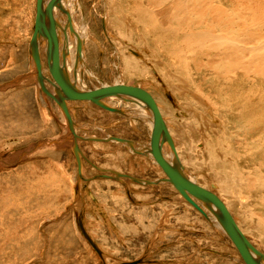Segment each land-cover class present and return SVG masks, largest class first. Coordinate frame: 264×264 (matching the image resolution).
I'll list each match as a JSON object with an SVG mask.
<instances>
[{
    "label": "rangeland",
    "instance_id": "obj_1",
    "mask_svg": "<svg viewBox=\"0 0 264 264\" xmlns=\"http://www.w3.org/2000/svg\"><path fill=\"white\" fill-rule=\"evenodd\" d=\"M257 1L250 0L251 6L248 2L244 4L253 12ZM36 2L0 0V264H245L233 242L216 225L218 220L210 209H206V218L166 180L165 172L144 151L151 144L152 117L135 98L111 99L112 104L108 103L118 107V112L88 101L68 102L73 124L82 136L77 140L78 162L68 119L38 82L30 51ZM69 3L73 4L78 29L72 31L69 27L71 45L67 33L64 41L60 37L64 43L61 51L67 57L71 74L78 76V86L93 89L123 83L149 91L173 132L178 153L175 156H179L186 175L225 200L245 234L264 253V219L260 218L264 217L260 205L263 195L261 189L257 190L261 183L252 192L245 190L242 196L238 183L239 195L234 197L231 182L215 179L214 172L220 170L214 168L216 164L212 166L207 147L217 144L221 156L229 146L239 151L240 156L246 148L249 158L245 155L237 160L245 164L252 157L251 165L245 167L250 172L263 160L257 152L259 142L245 141L239 134L231 120L239 123L240 117L228 115L227 109L216 110L219 102L206 87L210 79H201L193 71L188 51L186 66L181 67L179 60H173L174 50L169 47L176 41L177 32H184L183 26L179 25L176 37L168 41L166 32L173 26L172 21V25L168 24L158 16L154 20L156 28L148 23L143 28L146 25L138 19L134 5H142V0H69ZM154 6L149 4L148 10L159 9ZM61 7L55 10L68 20V12H63L67 10L64 0ZM246 9L243 8L245 16L241 21L248 25L247 32L264 35L261 27L264 19L254 22ZM196 15H193L196 21L187 25L188 32L194 31L196 22L203 17L207 20L211 13ZM62 24L63 19L55 20L57 29ZM135 51L140 55L135 56ZM42 54L44 74L53 80L46 52ZM132 59L141 69L132 70L129 75L127 66ZM252 59L245 60L252 64ZM166 65L171 66V72H166ZM173 72L183 77L181 83L185 85L176 81L180 86L176 89L184 93L174 90ZM210 72V68L204 71L208 76ZM252 72L253 68H249L248 76L253 77ZM252 83L245 89L253 90ZM195 84H201L203 90L198 93ZM47 85L54 89L51 83ZM184 95L197 102H189ZM205 96H211L212 100L206 97L201 102ZM234 102L229 107H235ZM192 119L198 120V124L192 123ZM110 136L129 141L110 140ZM165 144L174 153L167 141ZM231 165L228 170L232 171ZM136 178L158 182L146 184ZM250 213L259 215L253 217Z\"/></svg>",
    "mask_w": 264,
    "mask_h": 264
},
{
    "label": "bare ground",
    "instance_id": "obj_2",
    "mask_svg": "<svg viewBox=\"0 0 264 264\" xmlns=\"http://www.w3.org/2000/svg\"><path fill=\"white\" fill-rule=\"evenodd\" d=\"M48 1L49 0H45V5L48 3ZM60 1L62 2V0H60ZM246 2H248V4L251 6L250 0H142V5H139L137 3H135L134 5H137L136 7H137L138 11H137V13L136 12L135 13L138 15V19L141 21L143 26H145L148 23V26L150 25L149 27L156 28V24H154V22H155L154 20L157 19L158 16L163 17L165 21L169 22L168 24H171L170 21H172L173 26L168 28L167 32H166L168 41H170L171 38L176 37L177 27L179 25L183 26L184 32H182V30H181V33L177 32L176 41L172 40L173 42L172 41H171L172 43L170 42L171 47L167 46L170 48V50L171 49L174 50V51H171L173 58H174L173 60H179L182 63L181 64V67H182L185 62L188 63L187 58L192 57V58H190V60L192 62L191 68L193 69V71L198 72L201 79L202 78L210 79L208 81L209 84H207L206 87L209 90V93L213 94L212 96L215 97L214 99L219 102V104H218L219 108L216 109L217 108L216 107L215 109L218 112L223 111V110H221L222 108L224 110L227 109L228 115L235 116L236 118L240 117V120L238 121L239 123H233L235 121H232V120H231V122L234 125V127L237 129L239 134H241L242 137L246 139L245 141H248V139L252 142L254 140H258V142H259L258 147L260 148V150L257 152H259L258 156H260L263 160H259L257 162V168H255V170H251L250 172H247V170L249 168L246 169L245 167H249L251 165L250 161H251L252 157H250V160L249 159L246 160L245 164L244 163L241 164L240 159L237 160V158H241L242 156H245V155H246V157L249 158V155H248L249 153H248L246 148L242 149V153L244 155L242 154L240 156V154H237V152H239V151L232 150V147L229 146L230 149L228 151H226L225 155L224 156L222 155L223 156L222 157L219 154L218 150H216L217 144H215L214 146L209 144V146H207V147L209 148L208 149L209 157H212V161H213L212 166L216 164L214 166V168L216 170L217 169L220 170V171L214 172L215 173V179L218 181L227 180L228 182H231L232 186H233L231 192L234 195V197H237V198L239 195V193H238L239 184H240V188H241V190H239V192H240V196H242V193L245 190H246V192H248V191L252 192L253 190H251V189L255 188V186H257L259 183H261L262 186L259 187L257 190L261 189V195H263V197L260 198V200L262 199L260 202V205L264 208V194H263V192H264V100H263V98H264V35H262V33H258V32L248 33L246 30V27H248V25L245 26L241 21L243 19V17L245 16L243 8L244 9L247 8L246 10L249 13H251L254 22L257 23V22H260L261 19H264V0H258L257 1L258 6L252 7L253 12L250 10L251 9L250 6L244 4ZM149 4L152 7H155L154 5H156L157 7H159V9L157 11H154V12H152V10L149 11L148 10ZM64 5H65V8L67 10L63 9L64 10L63 12H68V20H67L65 15H63L60 12H57L55 10V8L58 6L54 7L55 20L57 21V19H60V21L62 22V19H63V23H64L60 27H58V29L56 31L59 34V36L61 38H63L62 41H64V38L65 39L68 38V42H70V45H71L73 43H71L72 41H71V39H70L71 37L69 35L70 34V28H72V31H74L73 29H75V28L78 29V28L75 26V19H74L75 13L73 11V4L69 3V0H64ZM36 6H37V2H36ZM191 10L194 11V13L192 12L193 14L189 15ZM206 12L211 13L210 17H207V20L203 19V18H205V17H203L202 21H200V20L197 21L196 22V24H197L196 29L194 31L192 30L191 32H188L187 30H189L190 27H187V25L191 26V23L193 22V20L196 21L195 17L193 18V15H196V14L200 15V14H204ZM191 16H192V18H191ZM134 18H135V16H134ZM200 19H201V17H200ZM248 21H250V20H248ZM158 22H159V20H158ZM167 22H165V23H167ZM203 22L206 23L205 24L206 28H204V29H202V27H205V26H203ZM139 23H137L136 25H138ZM198 25H199V27H198ZM148 26L146 25L143 28H147ZM194 26H196V25H194ZM236 26H239V27L232 30ZM55 27H57V26H55ZM261 27H262V29H264V23ZM178 28H180V27H178ZM262 29H261V32L263 31ZM257 31H258V29H257ZM66 33H67V38H66ZM263 33H264V31H263ZM159 37H160V35H159ZM32 38H33V35H32ZM32 38H31V40H32ZM62 41H61V43H62ZM177 41H180V42H177ZM75 42H77V41H75ZM160 42H163V38H162V41H160ZM155 43L158 45V42H155ZM38 44L40 45L41 54L43 51L47 50V41L44 38H41L40 41L38 39ZM62 44L64 45V43H62ZM62 44H61V46H62ZM179 44H180V47L178 48ZM247 45H251V46H247ZM62 47H61V49H63ZM64 47H67V46L65 45ZM61 49H60V55H61V57H63ZM67 49H68V47H67ZM162 49H164V48H162ZM78 50H79V57H81L82 47L79 46ZM167 50H168V48H167ZM66 51L68 52V50H66ZM186 51H188L190 53L189 54L190 57H187L188 55L186 56ZM168 53H170V52H168ZM138 55H140V54L137 51H135V56H138ZM42 56H43V54H42ZM246 57H253L252 64L247 63V60H245ZM133 59H132V61H129V64L127 66V71H128L127 73L129 75H131L130 73H132V70H134V71L138 70L139 71L141 69V68H139V64L137 62H135V60H133ZM159 64H160V66L162 65V63H159ZM174 67H175V64H174ZM165 68H167L166 69L167 71L163 69L164 71H166L167 73L171 72V66L170 65H166ZM183 68H187V67H183ZM209 68L211 69V72L209 73V76H208V74H207L208 72L205 75L204 71L206 72V70H209ZM249 68H253V72H252L253 77L248 76L249 75L248 74ZM65 70L70 76L73 77V75L71 74V71L69 70L68 67ZM43 72L45 73V67L43 68ZM48 72H49V68H48ZM49 74H50V72H49ZM173 74H174L173 79L175 80V82L173 84V88H174V90L180 92L181 90L176 89V88H179L180 86L185 85V84L182 85V83H181V82H183L182 81L183 77H180L179 75H177V73H174V72H173ZM176 81H178L181 85L179 86L178 85L179 83L178 82L176 83ZM251 81H253V83H252V85H250V87H253V90L248 89V88L245 89V87L248 86ZM190 83L188 82L189 85H190ZM75 84L78 85V82L77 83L75 82ZM120 84H123V83H120ZM203 85H206V84H203ZM194 86L196 87L195 89L198 93L201 92L204 88L201 84H197V85L195 84ZM48 87L51 88L50 85ZM142 89H144V88H142ZM145 91H147V90H145ZM147 92H149V91H147ZM180 93H184V92L181 91ZM181 95H183V94H181ZM194 95L196 96V94H194ZM257 95L259 96L258 100H257ZM110 97L105 99L106 103H108V102L111 103V99H114V98H120L123 100L125 96L115 95V96H110ZM126 97H127V95H126ZM129 97H132V96H129ZM185 97H187L188 101L191 103H192V101L196 100V99L190 100L191 98L189 96H185ZM206 97L207 96H205L204 99L201 100V102L206 101V99H205ZM210 97H207V98L211 99ZM135 100L138 102V104H140L142 107L146 108L150 112V113L149 112L148 113L151 114V117H152L151 126L154 127L153 126L154 119H153L152 111L141 100H139L137 98H135ZM234 100H235V102L233 104L235 107H229L228 104ZM69 101H67V102H69ZM196 102H197V100H196ZM191 103H189V104H191ZM215 104H217V103H215ZM159 107H160V105H159ZM160 109H161V107H160ZM161 112H162V109H161ZM134 113H138V112L135 111ZM65 115H64V117H65ZM162 115L164 117L163 112H162ZM164 119L166 121L165 117H164ZM193 121H194L195 125L198 124V122H197L198 120L192 119V123H193ZM72 122H73V120H72ZM196 122H197V124H196ZM68 124H69V121H68ZM166 125H167L168 131L170 132L171 136H173V132L171 131V128H169L167 121H166ZM227 131H228V129H227ZM195 132H196V130L194 128V133ZM152 133H153V128H152ZM151 138H152V134H151ZM126 142H128V141H126ZM173 142H174V148L172 146L171 147H172L174 153L168 150L165 143L163 144L164 156L169 161H171L173 164L180 167L182 169V171L184 172L183 168L181 167L182 165H181V162L179 160V156L178 157L175 156V155H178V153H177V147L175 146V141H173ZM75 143H77V142H75ZM253 144H252V146H254V145L256 146V144H254V145ZM220 145H222V144H220ZM131 147L133 149H135L133 147V145ZM74 148H75V144H74ZM255 148L257 149V146ZM220 149L221 148H219V150ZM227 149H225V150H227ZM144 151H146V153L151 155L152 160H154V162L157 164V166L161 167L151 152V144ZM221 151H223V150H221ZM74 152H75V155H76L78 162L80 163V151L74 150ZM227 158H229L230 160H228ZM244 162H245V160H244ZM231 163H233L235 165V169L233 168ZM229 165L232 166V171L228 170V167H230ZM79 166L82 167L80 164H79ZM238 167H239V169H237ZM255 167H256V165H255ZM161 169H162V167H161ZM255 173H258L259 175L256 177ZM184 174L186 175L185 172H184ZM123 176L129 177L128 175H118V177H123ZM166 177H167L166 180L169 181L168 180L169 177L167 174H166ZM157 182L158 181L153 182V181L147 180L146 184H154ZM237 188H238V190H237ZM259 192H260V190H259ZM257 194H259V193H257ZM181 196L183 198L185 197L182 194H181ZM240 196H239V198H240ZM191 197L193 199H195V201L198 202L197 198H195L192 195H191ZM240 200H241V198H240ZM187 201L189 202L188 199H187ZM223 201L226 203L225 200H223ZM198 204L204 210L203 214L205 216H207L206 209H209L208 205L206 203H204L203 201H199ZM241 204H243L245 206V204L242 203V201H241ZM226 205L228 206L227 203H226ZM241 207H242V205H241ZM250 209H252V208H250ZM252 210H251V212H252ZM211 213L214 214L212 211H211ZM254 214H251V216H253ZM258 215L259 214H256L253 217H255V216L257 217ZM215 218L218 220V224L216 223V225H219V227H221V229L224 231L221 218L219 216H217V214L215 215ZM260 218L264 219V217H260ZM237 220H236V222H237ZM237 224H239V223L237 222ZM263 229H264V226H263ZM242 231L245 233L246 230L244 231L242 229ZM261 258H262V261H264V257L261 256ZM243 261L245 262L244 259H243ZM262 261H261V263H262ZM245 264H247V263L245 262ZM262 264H264V263H262Z\"/></svg>",
    "mask_w": 264,
    "mask_h": 264
},
{
    "label": "water",
    "instance_id": "obj_3",
    "mask_svg": "<svg viewBox=\"0 0 264 264\" xmlns=\"http://www.w3.org/2000/svg\"><path fill=\"white\" fill-rule=\"evenodd\" d=\"M55 6L61 8V1L49 0L45 5V0H37L35 26L33 38L30 41V51L32 53L38 82L42 91L59 104L68 118L70 127L69 131L71 132L72 137H74L73 141L75 144V150L79 151V147L75 142H77L78 139H82V136L78 135L77 128H75V124L72 122V115L67 101H89L108 111L118 112L119 108L106 103V98L115 95H127L141 100L153 113L154 127L151 138V152L156 161L168 175V180L199 211L204 213V210L198 204L199 201H203L215 215L217 214V216L221 218L225 234L233 242L239 254L247 264H262L260 256L264 257V253L252 243L247 235H245L223 199L214 190L205 188L187 177L180 167L173 164L164 156L163 144L167 141L174 148V142L168 131L159 104L151 93L136 85H125L120 83L114 85L103 84L93 89L80 88L75 84L78 78L77 74L75 73V77L73 74V80V78H71L72 76H70L65 70L67 68V57H61L60 55L61 41L60 36L56 31L57 28L55 27ZM41 38H44L47 41V50L45 52L49 72L53 80L48 78L43 72L45 66L43 64L40 45L38 44V39L40 41ZM81 41L82 40L78 41L80 45L82 44ZM47 82L51 83L54 89L49 88ZM109 139L122 143L129 141L128 139L116 136H110ZM109 139L106 140L109 141ZM129 178H131L130 175ZM136 180L144 183L147 181L137 178ZM191 195L197 198L198 202L195 201Z\"/></svg>",
    "mask_w": 264,
    "mask_h": 264
}]
</instances>
